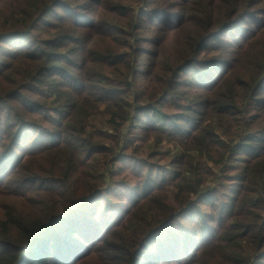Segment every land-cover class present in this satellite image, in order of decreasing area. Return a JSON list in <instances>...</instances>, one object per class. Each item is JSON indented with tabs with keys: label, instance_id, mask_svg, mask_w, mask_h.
<instances>
[{
	"label": "rangeland",
	"instance_id": "374dc122",
	"mask_svg": "<svg viewBox=\"0 0 264 264\" xmlns=\"http://www.w3.org/2000/svg\"><path fill=\"white\" fill-rule=\"evenodd\" d=\"M0 3V8L3 4H15L21 7L22 14L29 11L33 18L23 29L18 23L23 17H18L9 33L1 37L0 77L4 82L0 85V127L15 120L10 116L19 112L21 105L35 110V104L44 100L47 109L42 111L43 130L24 126L23 144L28 143L27 152H30L37 146V134L43 135L44 144L58 140L48 136L56 130L51 121L58 114L69 112L67 103L48 96L50 87L36 89L27 85L29 76L36 74L41 66L51 68L52 61L55 68L47 83L57 84L62 96L68 97L67 92L90 91L100 96L98 112L90 118V127L85 132L94 134L93 144L113 150V159L106 163L96 157L100 164H107L102 174L112 167L117 168L114 169L117 173H106L104 177L102 195L95 201L94 208L98 210L94 224H89L91 221L85 217L78 221L83 237L78 243L82 246L78 251L81 254L77 253L79 258L74 255L75 261L81 258L80 264H114L115 255L107 251L123 240L124 228L134 224L136 203L175 181L173 174L181 176L179 158L183 163L188 155L193 158V165L203 167L202 180L206 182L199 190L201 195L191 197L195 206L180 211L173 223L147 237L146 259L151 264H180V260L189 258L170 256V246L164 248V253L161 249L163 243L171 244L175 236L182 234L187 236L189 249L204 253L203 258L224 248V238L239 248L247 247V240L235 231L234 224L245 218L244 214L255 212L256 206L263 202L244 206L237 221L232 220L229 206L245 188L250 190L249 201L257 198L264 201L262 195H253L255 188L244 184L255 160L248 157L249 152L261 157L264 146L254 151L248 149L249 145L239 147L248 138L245 134L251 140L261 137L260 142L264 143L261 113L264 107L260 104L264 99V34L261 38L254 28L256 24H264V0H58L42 15L37 12L42 7L39 0H0ZM58 30H61L59 36L69 33L75 41H65L63 37L55 42L51 60L42 64L34 61L30 54L41 60L43 44ZM157 69L173 70L170 82L175 91L165 93L154 106L140 99L156 81ZM245 86L252 94L243 90ZM49 98H53V103L46 101ZM215 98L219 101L215 102ZM231 98H234L231 105H235L234 124H241L242 117L237 116L241 110L246 122L255 124L256 128L250 132L236 128L231 131L235 137L230 141L217 130L218 117L208 112L226 111L224 106H230ZM126 100L132 107L126 108L128 120L116 129L112 122L121 124L116 115ZM156 114L167 117L161 122L156 120ZM55 125L58 126L56 121ZM200 128L207 135H211L209 131L214 133V138L209 139L215 142L213 151L219 148L220 141L228 144L222 150L224 155L220 151L210 159L183 148L182 139H192ZM170 130L182 132L183 138L176 135L179 133L166 136ZM131 133L135 141L122 153L125 160L119 162L115 157L121 156L122 140ZM118 139L117 146L109 141L114 140L115 144ZM27 155L16 150L11 162ZM6 175L4 171L1 177ZM171 206L179 211L178 205ZM144 222L147 226L152 224L148 219ZM169 233L171 236L167 237ZM216 238L220 241H215ZM129 252L124 257L126 261L132 250ZM252 252L247 249L244 255ZM222 254L229 264L231 253L226 250ZM146 256L137 261L144 262ZM249 256L252 264H264V249ZM239 260L244 263L243 259Z\"/></svg>",
	"mask_w": 264,
	"mask_h": 264
},
{
	"label": "trees",
	"instance_id": "16d2710c",
	"mask_svg": "<svg viewBox=\"0 0 264 264\" xmlns=\"http://www.w3.org/2000/svg\"><path fill=\"white\" fill-rule=\"evenodd\" d=\"M39 3L42 4V7L37 12L42 15L48 12L52 3H58V0L53 2L51 0H39ZM21 11V7L15 4H3V7L0 8V41L4 34L9 33L12 23H16L15 19L18 17H23L18 20L23 29L28 27L33 18L29 11L26 15L22 14ZM254 28L262 38L264 24L263 26L256 24ZM60 34L61 30L54 32L51 40L43 44L41 60L30 54L32 59L41 61L40 64L46 63L52 59L56 41L63 37H65V41H75V38L69 33L59 36ZM54 63L55 61L50 62L51 68H49L50 66H41L37 69L36 74L28 77L27 85L36 87V89L50 87L52 90L48 96L53 95L58 102L63 100L67 103L65 107H68L69 112L67 114L60 113L57 115V119L51 121V126H54L56 130L48 136L58 140L55 142L52 140L49 144H44L43 135L37 134V137H39L38 140L36 139L37 146L30 152H27L29 149L28 143L23 144L24 126L43 130L40 123L45 114L42 111L47 109L43 106L44 100H42V103L35 104V110H31L29 106L25 105L24 107L21 105L20 111L10 116L15 120L0 127V169H2L0 170V264H80L83 261L81 258L76 261L73 259L74 255L78 257L77 255L81 254V251L79 253L78 251L82 248L78 244L83 237L78 229V221L85 217L88 222L91 221L89 224H94L93 221H96L98 210V208H94L95 201L102 195L104 177H106V173L108 175L117 173L114 172V169L117 168L112 167L102 174L103 166L106 167L107 164H100L96 157H101V160L106 163V161L113 159V150L101 144H93L94 134L85 132V129L90 127L88 124L90 118H93L98 112L96 105L100 104L99 93L90 91L88 93L74 92L72 94L67 92L68 97L62 96L60 91L56 89L57 84L54 82L47 83V78L55 68ZM157 71L156 81L151 83L149 92L146 89L145 97L140 99L154 106L159 104H156L157 100L161 96L164 97L165 93L175 91L171 88L170 82L173 70L157 69ZM20 78H23V76ZM3 82L4 78L0 77V85ZM243 90L248 91L249 94L253 92L247 86ZM36 96L41 98L38 95ZM52 100L53 98L46 99L49 103H53ZM218 101V98H215V102ZM233 101L234 98H231V101H228L230 106H224L227 107L225 108L226 111L209 110L208 112V115L218 117L215 120L217 130L222 132L230 141L235 137L234 132L231 131H235L236 128H241L244 132L245 130L250 132L256 128L255 124L250 125L246 122L244 119L245 113L241 110L237 114V116L242 117L241 124L239 126L234 124L236 114L234 113L235 105H231ZM260 104L264 107V99L261 100ZM126 108H132L127 100L116 115V119L121 124L112 122L113 125H116V129L128 120L129 115ZM261 113L264 117V110ZM165 117L167 116L164 114L163 116L156 114V120L160 119L161 122ZM55 121L58 126L55 125ZM169 128L172 129L173 127L169 125ZM212 129H214L213 126ZM174 133H179L176 135L182 136L180 135L182 132L175 130H170L166 136ZM209 133L211 135H207L200 128L192 139H182L183 148L186 151L195 150L198 155L205 158L209 156L210 159H213L212 154L216 157L228 144L220 141L219 148L213 151L215 142L213 143L209 139L214 138V133L210 131ZM245 136L248 138L239 144V147L248 148L247 145H249L251 148L248 149L254 151L264 146V143L260 142L261 137L256 138L257 140H251L250 136L246 134ZM38 141L42 144H38ZM109 141L113 143V146L119 145V139L115 144L114 140ZM122 141L123 147L119 149L121 156L116 155L115 157L120 159L117 160L119 162H122V159L125 160L122 153L128 150L132 142L135 141V136L131 133ZM16 150L26 152L27 157L18 158L11 162ZM236 153L238 152L233 154ZM248 157L255 160L247 172L244 184L255 188L253 195L264 197V155L254 157V153L249 152ZM181 159L180 157L181 166L179 169L182 173L181 176L173 174L176 176L175 181L152 192L147 200L136 203V214H134L136 218H132L134 224L126 226L123 230L125 233L122 235L123 240H118L116 247H111L107 251V253L115 255L114 264H151L146 259V255H149V252L146 251L149 245L146 241L147 237L154 235L158 229L169 223H173L178 217L176 214L180 211L185 209L188 211L191 206H195L191 197L198 198L201 195L199 190L206 182L202 180L201 169L203 167L199 164L193 165L191 162L193 158L189 155L184 157L183 163ZM4 171L7 172V175L2 178ZM146 174L149 177L150 172ZM170 188L173 190L171 191ZM249 191L248 188L242 189L241 193L232 200L229 206V212L232 209V220L237 221L238 215L244 206H252L263 202L259 207L256 206L255 212L244 214L245 218L234 224L236 225L235 231L241 234V238L247 240V247L239 248L237 245H233V241H228L229 238H224L222 240L224 248L218 249V251L210 254L208 258H203L204 253L189 249L187 236L182 234L181 237L175 236L171 244L163 243L162 252L164 253L165 247L170 246L172 250L170 256L189 257L183 261L180 260L178 262L180 264H228L227 258L222 254V252L228 250L232 255L229 264H252L249 255L264 249V201L261 198L249 201ZM26 193L31 198H28ZM172 203L178 205V212L173 209ZM130 219L127 218L126 221H130ZM144 219H148L152 224L147 226ZM154 224L157 226L152 227ZM169 236H171L170 233L167 237ZM185 237L186 240H184ZM215 241L220 240L216 238ZM247 249L253 252L244 255ZM129 250H132V253L128 254L130 259L126 261L124 257L127 253H130ZM190 253H192V256H190ZM144 256H146L144 262L137 261L143 259ZM239 258L243 259L244 263L240 262Z\"/></svg>",
	"mask_w": 264,
	"mask_h": 264
}]
</instances>
